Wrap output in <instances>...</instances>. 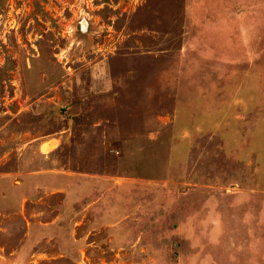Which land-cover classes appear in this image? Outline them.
I'll return each mask as SVG.
<instances>
[{
    "label": "rangeland",
    "instance_id": "obj_1",
    "mask_svg": "<svg viewBox=\"0 0 264 264\" xmlns=\"http://www.w3.org/2000/svg\"><path fill=\"white\" fill-rule=\"evenodd\" d=\"M31 220L57 221L26 237ZM15 251L264 264V0H0V255Z\"/></svg>",
    "mask_w": 264,
    "mask_h": 264
},
{
    "label": "crops",
    "instance_id": "obj_2",
    "mask_svg": "<svg viewBox=\"0 0 264 264\" xmlns=\"http://www.w3.org/2000/svg\"><path fill=\"white\" fill-rule=\"evenodd\" d=\"M70 177H71V175H70ZM57 190H60L61 192H59V193H62V191H64L65 192V189H63V188H59V189H57ZM64 195V194H63ZM57 220H53V221H51L50 222V224H48V223H46V222H44L43 220H31V223L29 224V231H28V233H26V237H27V235H30L31 234V231H32V229H33V225L35 224V226H37V225H39V226H41V227H48L49 225H51V224H55V222H56ZM45 223V224H44ZM51 236H53V238H54V235H47V234H45L44 236H41V238H35V243L36 242H38L39 240H41V239H43V238H48V239H50V240H52L53 238H51ZM58 236V235H57ZM37 244V243H36ZM15 253V255L12 257V258H10V259H8L6 256H4V255H0V264H26L27 262H26V259L24 260V261H22L21 259H20V253L18 252V251H15L14 252ZM16 253H19V254H16ZM35 254V253H34ZM13 255V254H12ZM14 259H17V260H14Z\"/></svg>",
    "mask_w": 264,
    "mask_h": 264
},
{
    "label": "water",
    "instance_id": "obj_3",
    "mask_svg": "<svg viewBox=\"0 0 264 264\" xmlns=\"http://www.w3.org/2000/svg\"><path fill=\"white\" fill-rule=\"evenodd\" d=\"M86 25V22H83V27Z\"/></svg>",
    "mask_w": 264,
    "mask_h": 264
}]
</instances>
